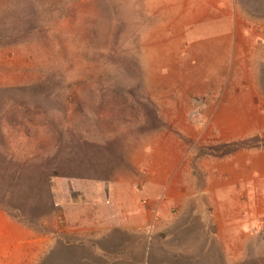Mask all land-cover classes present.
Wrapping results in <instances>:
<instances>
[{
    "label": "rangeland",
    "instance_id": "374dc122",
    "mask_svg": "<svg viewBox=\"0 0 264 264\" xmlns=\"http://www.w3.org/2000/svg\"><path fill=\"white\" fill-rule=\"evenodd\" d=\"M0 116L21 159L175 137L209 261L264 264V0H0Z\"/></svg>",
    "mask_w": 264,
    "mask_h": 264
},
{
    "label": "crops",
    "instance_id": "0c3cea01",
    "mask_svg": "<svg viewBox=\"0 0 264 264\" xmlns=\"http://www.w3.org/2000/svg\"><path fill=\"white\" fill-rule=\"evenodd\" d=\"M79 134L46 133L32 159L0 144V264L215 263L175 137L95 129L81 158ZM66 138L73 158L54 155Z\"/></svg>",
    "mask_w": 264,
    "mask_h": 264
}]
</instances>
